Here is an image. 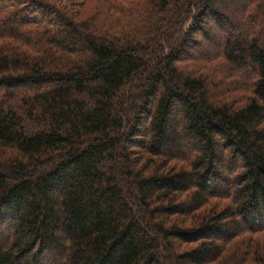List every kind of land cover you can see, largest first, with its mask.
<instances>
[{
  "label": "trees",
  "instance_id": "obj_1",
  "mask_svg": "<svg viewBox=\"0 0 264 264\" xmlns=\"http://www.w3.org/2000/svg\"><path fill=\"white\" fill-rule=\"evenodd\" d=\"M0 264H264V0H0Z\"/></svg>",
  "mask_w": 264,
  "mask_h": 264
}]
</instances>
